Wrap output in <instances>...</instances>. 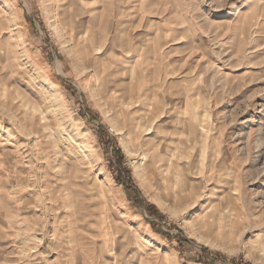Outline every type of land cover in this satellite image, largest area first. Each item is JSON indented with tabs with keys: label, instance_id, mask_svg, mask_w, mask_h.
I'll use <instances>...</instances> for the list:
<instances>
[{
	"label": "rangeland",
	"instance_id": "374dc122",
	"mask_svg": "<svg viewBox=\"0 0 264 264\" xmlns=\"http://www.w3.org/2000/svg\"><path fill=\"white\" fill-rule=\"evenodd\" d=\"M211 263L264 264V0H0V264Z\"/></svg>",
	"mask_w": 264,
	"mask_h": 264
},
{
	"label": "trees",
	"instance_id": "16d2710c",
	"mask_svg": "<svg viewBox=\"0 0 264 264\" xmlns=\"http://www.w3.org/2000/svg\"><path fill=\"white\" fill-rule=\"evenodd\" d=\"M127 173H128V172H127ZM127 173H125V178H124V179L121 178L122 176L124 177V175H122V173H121L120 175H117V179H118L119 181L123 182L125 188L127 189V191H128L129 194H130V193H132L133 188H132L131 185L129 184V181H127V179H126V175H127ZM128 174H129V173H128ZM205 253L208 254V252H207L206 250H205ZM199 258H200V257H199ZM199 260H201V259H199ZM211 264H214V263H211Z\"/></svg>",
	"mask_w": 264,
	"mask_h": 264
}]
</instances>
